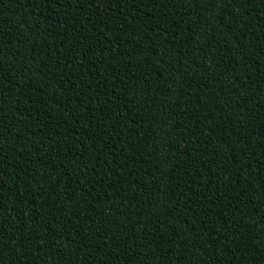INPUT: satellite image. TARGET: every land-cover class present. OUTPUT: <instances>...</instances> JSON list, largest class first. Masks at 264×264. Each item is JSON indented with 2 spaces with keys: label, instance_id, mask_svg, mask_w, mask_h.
<instances>
[{
  "label": "trees",
  "instance_id": "trees-1",
  "mask_svg": "<svg viewBox=\"0 0 264 264\" xmlns=\"http://www.w3.org/2000/svg\"><path fill=\"white\" fill-rule=\"evenodd\" d=\"M0 264H264V0H0Z\"/></svg>",
  "mask_w": 264,
  "mask_h": 264
}]
</instances>
